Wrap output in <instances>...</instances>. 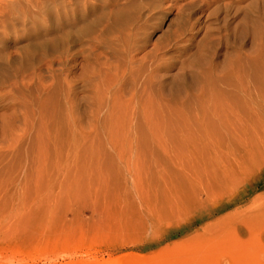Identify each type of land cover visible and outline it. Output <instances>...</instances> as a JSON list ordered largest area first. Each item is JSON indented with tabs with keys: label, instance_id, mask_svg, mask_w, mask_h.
<instances>
[{
	"label": "rangeland",
	"instance_id": "rangeland-1",
	"mask_svg": "<svg viewBox=\"0 0 264 264\" xmlns=\"http://www.w3.org/2000/svg\"><path fill=\"white\" fill-rule=\"evenodd\" d=\"M0 264H264V0H0Z\"/></svg>",
	"mask_w": 264,
	"mask_h": 264
},
{
	"label": "bare ground",
	"instance_id": "bare-ground-1",
	"mask_svg": "<svg viewBox=\"0 0 264 264\" xmlns=\"http://www.w3.org/2000/svg\"><path fill=\"white\" fill-rule=\"evenodd\" d=\"M245 86H246V82H245V85H244V82H240V84L238 86V90L239 91L244 90L246 88ZM249 88H250V86H249ZM225 181H226V178H225Z\"/></svg>",
	"mask_w": 264,
	"mask_h": 264
}]
</instances>
